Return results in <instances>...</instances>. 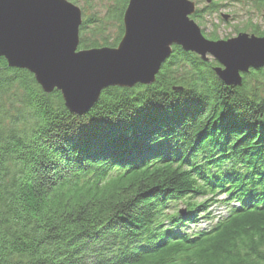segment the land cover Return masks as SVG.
<instances>
[{
  "label": "trees",
  "instance_id": "trees-1",
  "mask_svg": "<svg viewBox=\"0 0 264 264\" xmlns=\"http://www.w3.org/2000/svg\"><path fill=\"white\" fill-rule=\"evenodd\" d=\"M108 1L117 38L86 40L99 20L85 17L78 49L118 42L127 0ZM221 1L264 9L204 8ZM214 65L175 46L152 85L75 115L0 57V264H264V98L249 84L263 72L227 87Z\"/></svg>",
  "mask_w": 264,
  "mask_h": 264
},
{
  "label": "water",
  "instance_id": "water-1",
  "mask_svg": "<svg viewBox=\"0 0 264 264\" xmlns=\"http://www.w3.org/2000/svg\"><path fill=\"white\" fill-rule=\"evenodd\" d=\"M195 11L190 0H127L116 45L78 49L82 14L70 1L0 0V57L28 71L44 93L57 91L75 115L88 112L107 88L152 85L175 46L214 60L212 71L227 87H240L243 74L264 67V34L209 39L190 18Z\"/></svg>",
  "mask_w": 264,
  "mask_h": 264
},
{
  "label": "rangeland",
  "instance_id": "rangeland-1",
  "mask_svg": "<svg viewBox=\"0 0 264 264\" xmlns=\"http://www.w3.org/2000/svg\"><path fill=\"white\" fill-rule=\"evenodd\" d=\"M194 3L197 10H201L200 19H192L201 29L206 38L213 36L216 39H227L235 36L239 32L250 33L253 27L259 32H264V18L262 13L264 9L255 10L247 3H230V1L217 2L220 6L214 12H208L204 7L206 3L204 0H190ZM216 1V0H215ZM81 10L82 19L85 17H95L99 20V28L101 33L94 34L98 27L91 24L87 31L83 34L86 40H95L102 44L101 38L105 39L107 43L113 42L117 38V26L114 20L105 19L107 7L110 5L108 0H76L73 3ZM222 14L228 15V19L224 21L221 18ZM94 34V35H93ZM82 36V37H83ZM263 72L261 81L250 80L251 86L257 87L256 92L261 98H264V67L259 68ZM223 197V196H221ZM198 199V198H197ZM235 205L230 203V205ZM178 211L182 212L184 207L181 204L177 206ZM212 215L223 216L225 213L224 205L214 204L211 206ZM207 226L206 220H200L196 228H205ZM191 227L190 229H192Z\"/></svg>",
  "mask_w": 264,
  "mask_h": 264
}]
</instances>
